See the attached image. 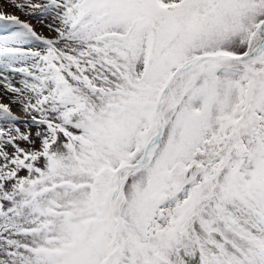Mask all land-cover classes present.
I'll list each match as a JSON object with an SVG mask.
<instances>
[{"label": "rangeland", "instance_id": "rangeland-1", "mask_svg": "<svg viewBox=\"0 0 264 264\" xmlns=\"http://www.w3.org/2000/svg\"><path fill=\"white\" fill-rule=\"evenodd\" d=\"M263 19L264 0H0V264H103L115 172L162 117L121 171L110 264H264ZM262 46L178 75L155 117L179 65Z\"/></svg>", "mask_w": 264, "mask_h": 264}, {"label": "water", "instance_id": "water-1", "mask_svg": "<svg viewBox=\"0 0 264 264\" xmlns=\"http://www.w3.org/2000/svg\"><path fill=\"white\" fill-rule=\"evenodd\" d=\"M262 26H264V20L262 22ZM167 34H171V39H174V38H176L178 33H177V31L172 30L168 26H165L162 29H160L159 34L157 36L156 45H155V51L157 53H160L161 50L163 49L164 43L162 42V39ZM263 42H264V39H263ZM253 55H255L254 51L249 52V53L244 54V55H241V56H236V57H231V58L219 57V56L210 55V54L200 55V56L194 58L193 62H191L187 66H179L174 71V73L171 75V77L169 78L168 82L166 83V85L164 87L163 92L168 90V88L171 85V82L173 81V79L179 73L184 72L185 70H188L192 65H195L196 63H198L199 61H201V60H203L205 58L214 57V58H218L220 60H241V59H244V58L251 57ZM163 92L159 96V99H158V102H157V109L161 107ZM163 129H164V124H163V122H161L157 132L153 136H151V138L148 140V142H147V144H146V146L144 148L143 155H142V158L140 159V161L122 164L121 166H119V168L116 171V184H117V186L114 189V191H113V193L111 195V198H110V213H111V222H112V231H113L112 237H113L114 242L117 244V247H116V249L113 252H110V254L105 259L104 264H108V262L110 261L111 257L113 256V254L119 248V245H118V242H117V235H118V232H119V221L114 215L113 200H114V198H115V196H116V194L118 192V189H119V182H120L119 174H120V171L123 170L126 167H135V168H137V167L144 166L149 160V150H150L151 146L153 145L154 141L158 140V138L161 136V134L163 132ZM199 167L200 166L191 167V168L188 169V172L189 173H195L198 170ZM169 179L173 181V186L175 188H177L182 183L184 177H183V175L180 172L174 171V172H172L170 174Z\"/></svg>", "mask_w": 264, "mask_h": 264}]
</instances>
